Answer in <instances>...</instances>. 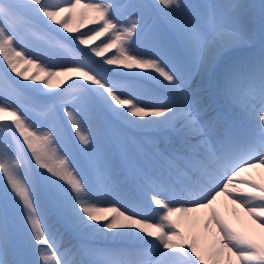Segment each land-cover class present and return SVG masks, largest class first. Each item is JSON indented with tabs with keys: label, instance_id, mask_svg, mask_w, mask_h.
I'll use <instances>...</instances> for the list:
<instances>
[{
	"label": "snow or ice",
	"instance_id": "obj_1",
	"mask_svg": "<svg viewBox=\"0 0 264 264\" xmlns=\"http://www.w3.org/2000/svg\"><path fill=\"white\" fill-rule=\"evenodd\" d=\"M252 7L238 0H0V58L7 68L31 81L44 73L43 89L52 87L54 77H64L59 84H67L48 100L33 102L31 110L45 131L16 107L20 89L30 86L0 73V132L7 134L0 139V264H264V182L247 175L264 170V3L258 54L222 69L211 92L205 86L216 58L246 42L225 18H243ZM77 9L78 24L72 28ZM89 13V22L99 27L65 38L87 52L57 41L53 46L70 57L67 63L49 66L26 55L22 45L39 26L51 21L79 32ZM153 17L172 39L162 41L159 30L148 25ZM138 44L145 51L134 50ZM90 56L102 59L93 62ZM21 62L36 67L37 74L18 71ZM103 65L144 70L141 78L155 87L146 97L150 102L134 84L125 86L107 75L115 70ZM106 119L129 132L148 130L155 136L112 143L111 137H93L86 130L90 122L103 130ZM65 121L71 135L65 133ZM98 147L104 166L95 155ZM113 157L133 178L130 190L112 167ZM33 161L43 171H34ZM124 196L135 198L158 222L123 208L117 201ZM221 198L259 226L258 238L236 230L220 214ZM200 213L206 214L204 244L194 231ZM184 225H189L187 234ZM63 234L77 243L65 245ZM100 236L133 238L138 244L101 249L91 243Z\"/></svg>",
	"mask_w": 264,
	"mask_h": 264
},
{
	"label": "rangeland",
	"instance_id": "obj_2",
	"mask_svg": "<svg viewBox=\"0 0 264 264\" xmlns=\"http://www.w3.org/2000/svg\"><path fill=\"white\" fill-rule=\"evenodd\" d=\"M52 2L53 3H59L60 0H52ZM82 2H84V0H82ZM116 2L117 3L121 2V3L126 4V3H128V0H116ZM186 2L191 3V4H203V3L219 4V3H225V2H227V0H186ZM238 2L243 3V4H247V5H251L254 7H252L249 10L248 15L243 17V18H238V17H234V16L226 17L225 23L231 29H234L237 31H239V29L244 27L245 30L247 31L248 37H250V38L248 40L245 39V41H246L245 43H242L240 45L231 46L229 49H226L219 57L216 58V60L213 62V64L208 69V72L211 74L210 80L213 81V83L215 82L216 75L222 69H224L227 66H230V65H233V64H236L239 62L237 60L238 58H236V55H238V53L246 51L247 55L250 57L253 54H258V52H259L260 42H261V10H260L259 6L261 5V3H264V0H238ZM79 11L80 10L77 9L76 13H74V18L72 20H70V22H69V26L72 28H75L78 24V13H79ZM90 17H91V14L89 13L88 19L85 20V26L80 28L79 32H67L66 30L60 28L59 25L53 24L51 21L47 22V26H43V25L39 26L38 27L39 29H36V31H38V32L48 31L47 35L45 34L43 36L45 38H39V39L35 38V36H37V35H30L28 37L27 42L24 45H22V47H24L26 49V55L34 56V57L38 58L40 63L45 64V65H49V66L67 63L69 61L70 57L63 50H61L60 48H55L54 50L52 49V51H51V50H49L48 47H46L48 44L53 43L52 42V35L54 33L57 34V36H59L61 38L62 42L64 41V43L66 42V44H68L69 46H71L73 48H78L83 52H87L88 48L86 46L79 45L78 41L73 44V42L71 40H65V38L75 37V36L80 35L81 32H88L89 29L98 28L99 25H94V24H91L89 22ZM44 19L46 20V18H44ZM141 23H144V21L142 20ZM148 23H149V25L150 24L153 25V27H152L153 29L157 30V28H159V30H162V31L167 33V31L164 28V25L162 24V22L160 20L153 17L152 21L148 20ZM160 37H161V34H160ZM54 38H53V40H54ZM48 39L51 42L48 41ZM105 39H107L106 36L101 37L100 39L94 41L91 44V46L94 47L98 44H101L102 41ZM161 40L165 41L163 39H161ZM55 41L57 42L60 40L55 39ZM55 43L53 45H55ZM134 50L143 52V51H145V47L143 44H138V45L134 46ZM113 52H115V49H112L109 52L105 53V58L111 56L113 54ZM90 58H92V59L95 58L96 61H94V62H99L102 59L101 57H95V56H90ZM103 67L105 69H109V68L114 69L115 71L111 72L114 75L116 73L125 74L120 79L118 78L117 80L119 82H120V80H124L121 84L125 85V86H128L130 83L134 84L135 86L137 85L136 88H137L138 92L140 93L141 97L145 98L146 103L150 102L146 97L148 94L155 92V87L151 81H147V80L141 78L147 74L144 70H138V69L126 70L123 68H117L116 66H107V65H103ZM17 68H18V71L23 72L25 76H33V75L37 74L36 67H34L32 65L25 64L23 62L18 64ZM4 72H6L8 76L10 74L9 77H10V79H13L14 82L18 81L19 83H24V84L27 83L30 85L31 89H41L42 91L36 92V93H38V95H42L45 99L49 98V96L52 93L59 92L60 91L59 89H61L60 87H62V86H63L62 88H65V86L67 87L66 83L63 84L62 86L59 84V81L65 79L64 77L61 76V77H54L51 80L52 87L50 89H43V86L40 83V80L46 79V76L44 73L41 72L39 74V78L36 81L25 80L20 76H16L15 73L11 72V70L8 69L7 65L3 62L2 58H0V73H4ZM129 73H139V75L138 76H130V75H128ZM114 77H117V76L115 75ZM198 78H199V76L196 77V80ZM74 79H79V78L75 77ZM69 83H70V81H69ZM139 85H142V86H139ZM9 102L11 103L13 101L10 100ZM20 102L25 103L24 100H22V98H20L18 101L15 102L16 107H18L21 110V112H23L25 115H27L30 120H33L35 123L40 125L42 130L46 131L47 130L46 126H44L40 120L34 119L33 117H31L32 114L30 112H28L27 109H24L25 111L22 110L24 107H22ZM110 124H112V126H114L113 124H115V126L111 127ZM66 126L68 128L67 122H66ZM85 127H86V130L91 131L93 137L101 135V133H100L101 131L98 128L96 123H94V122L86 123ZM104 127H105L106 131H108L107 134L109 137H111V140L113 141V143H116L118 138H123L126 136H135L139 140H145V139L152 138L155 136L154 132H151L148 130H143V131L133 130V131L129 132V130L127 129V127L125 125L120 124V123H113L111 120H105ZM101 136L104 137V135H101ZM77 143H78V141H77ZM95 155L99 158L101 165L104 166L106 164V159H105V154H104L101 147L97 148ZM113 162H114V160L112 158V161H111L112 167L116 169V167H114ZM78 165H80L79 161H78ZM125 177L127 179L126 178L122 179L121 177H119V179L126 181V185L130 190L133 183H134L133 178L128 177L126 175H125ZM0 183H3V185H4V181L2 178H0ZM121 199L126 200V202L129 201L128 203H130V204H128V203L127 204L129 205L130 208L133 209L134 212H136V213L139 212V214H142V215L149 217V221H156L157 220L156 222H158V217L154 213L152 214L151 212L144 211L142 205L135 198H129L128 196H124ZM61 232L63 233L62 229H61ZM107 236L109 237L111 235L109 234ZM70 242L71 243H77V240L68 234H63V243L65 245H67ZM91 243L93 244V246H95L97 248H101V249H106V248H111V249L129 248V249H131V247L127 244L122 245L120 242L114 241L111 239H106V238H104V236H100V237L93 239L91 241Z\"/></svg>",
	"mask_w": 264,
	"mask_h": 264
},
{
	"label": "bare ground",
	"instance_id": "obj_3",
	"mask_svg": "<svg viewBox=\"0 0 264 264\" xmlns=\"http://www.w3.org/2000/svg\"><path fill=\"white\" fill-rule=\"evenodd\" d=\"M239 32L244 36V38L246 40H248L250 38V37H248L247 31L245 30L244 27L239 29ZM238 45H240V44H238ZM229 48H227V49H229ZM208 76H210L209 72L207 73V77ZM207 77H206V79H207ZM199 80H200V77L197 79V81H199ZM205 82H206V80H205ZM247 175L251 179L256 180L257 182H264V170H262V169L253 170L250 173H248ZM117 202L120 205H122L123 208L127 209L128 211L134 212L133 209L130 208L129 205H128V204H130V203H128L129 201L126 202V200H123V199L120 198ZM216 207H217V210L220 212V214L222 216H224L236 230L244 232V233H247V234H250V235H253V236L257 237V238L259 237V234L261 233L262 230L259 228V226L256 223H254L252 221V219L250 217L247 216L245 211L242 208H240L238 205H233L226 198H221V200L218 202ZM233 210L235 211V214H234ZM197 215L199 216V220L196 222V227H195L194 231H195V234H197L198 236L201 237V243L204 244L205 241H204L203 237L205 235H207V234H205L204 229H203V219L205 218L206 214L200 213V214H197ZM188 228H189V225H184V226H182L181 230L185 231V233L187 234ZM128 231H134V232L137 233V235L142 236L146 240L147 239H152L150 237H147V236L143 235V233H139L137 229H131V230H128ZM214 231H215V229L213 228V232ZM109 234L112 235L111 233H107V235H109ZM212 240H213V237L211 235H208L207 242H206L207 245L210 246L212 244ZM114 241H118L122 245L123 244H127L131 248L136 247L137 244H138V242L135 241L133 238H125V239L114 240Z\"/></svg>",
	"mask_w": 264,
	"mask_h": 264
},
{
	"label": "trees",
	"instance_id": "obj_4",
	"mask_svg": "<svg viewBox=\"0 0 264 264\" xmlns=\"http://www.w3.org/2000/svg\"><path fill=\"white\" fill-rule=\"evenodd\" d=\"M90 58V57H89ZM90 60H92L93 62L94 61H96V59L95 58H90ZM107 75H109V76H113L114 74L113 73H111V72H109V73H107ZM10 76V75H9ZM11 81H13L14 82V80L13 79H11ZM15 83L17 84V85H29V84H24V83H19L18 81H15ZM30 86V85H29ZM21 91H22V93H24L25 95L23 96V97H25V99L26 100H30V101H37V100H40V99H43L44 100V97H42V95H38V93H36L35 91H32L31 90V87L30 88H21L20 89ZM35 95V96H34ZM22 96V95H21ZM10 122V121H9ZM16 135L17 136H19V134L18 133H16ZM27 148V147H26ZM40 171H43V170H41V169H39Z\"/></svg>",
	"mask_w": 264,
	"mask_h": 264
}]
</instances>
